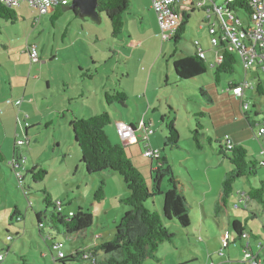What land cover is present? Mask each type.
<instances>
[{
  "label": "rangeland",
  "instance_id": "1",
  "mask_svg": "<svg viewBox=\"0 0 264 264\" xmlns=\"http://www.w3.org/2000/svg\"><path fill=\"white\" fill-rule=\"evenodd\" d=\"M216 1L217 5L225 6V0ZM150 4L151 0H131L125 14L124 28L117 39L111 34L112 28L106 13L102 12L100 20L94 22L81 14L77 15L70 7H60L58 10L55 7L49 14L40 16L38 10L20 3L14 8L17 13L15 22L0 19V97L7 95L10 100L23 101L19 110L11 106L6 111L0 109V120L4 121L0 123V146L9 162L15 140L26 142L29 139V145L22 148L24 157L28 162L33 157L48 171L45 180L40 183L24 175L26 179L22 184L27 187L26 191L19 186L16 173L0 163V253L5 258L3 264H63L54 262L60 251L70 257L75 250L90 247L93 242L98 243L95 234L101 231L105 232L104 240L111 241L114 238L116 225L129 208L118 200L115 204L111 200V193L101 203L94 200L102 181L107 184V173L90 175L85 171L81 162L82 152L75 143L73 130L62 118L63 113L69 117L72 112L76 114L82 110L89 118L94 107H97L96 113L108 112L112 116V124L106 127V133L113 145L119 143L124 146L122 138L119 141L116 134L120 119L130 123L146 120L149 114L154 116L157 120L154 126L156 134L152 137H156V142L161 140L163 150L159 159L167 157L176 181L188 174L194 180L190 187L192 190L187 188V198L193 202V209L189 213V229L181 227L176 221H165L174 234V243L164 242L158 247L160 263L148 260L145 264H173L181 259H185L184 264H210L211 259L215 264H220L221 258L217 255L222 249L220 235L229 222L230 230L231 223L239 221L249 233L257 234L258 239L264 243V217L252 216L253 213L256 215L257 208L263 212L264 206L251 202L250 211L244 199L251 185L264 183L263 167L258 166L254 177L237 179L229 197V208L221 206L219 213H216L218 193L225 174L233 166L224 156L219 155L216 144L217 141L225 142V137L221 140L217 137L227 133L229 126L218 125L216 129L213 128L205 110L210 103V96L204 87L214 82L218 90L213 97V106L217 110L214 114L224 120L232 104L221 98V94L227 91L230 82H247L249 87L252 86V90L246 89L245 101L250 105L248 114L253 120L256 108L262 110L255 120L263 121L264 93L260 95L256 91L258 80L254 68L257 67L245 72L239 60L233 73L222 74L218 83L215 78L217 63L211 59L217 51L211 43L208 27L203 23L204 12L191 14L184 35L176 46L174 41L164 38L171 34V30L162 29L158 15ZM235 16L243 26L253 25L248 16L239 13ZM223 18L227 25L232 24L226 13ZM201 25L205 29H200ZM197 42L207 53L208 71L194 80L180 81L174 72L173 62L194 54ZM31 45H35L39 53V61L34 64L30 63L27 52ZM261 79L264 80V74H261ZM262 85L264 88V82ZM120 91L128 93L126 105H109L105 95ZM17 118H20L24 127L25 124L33 125L27 138L22 130L18 131ZM242 119L247 123L244 117ZM199 121L204 125L205 135L199 138L201 149L193 138V131ZM172 123L180 135L177 148L166 147L167 140L162 138L163 134L164 137L168 135L167 126ZM258 129L260 127L255 126L254 132L249 127L251 137H247L243 144L250 157L264 161V138L256 136ZM18 132L21 134L19 137ZM135 147L144 150L143 143ZM144 157L152 160L145 153ZM130 160L135 166L136 159ZM152 164L155 167L156 163ZM19 171L25 174L21 168ZM143 174L147 175L145 171ZM116 176L123 181L119 174ZM111 185H114L112 181ZM168 186L169 183L165 182L163 187ZM180 186L177 187L179 190ZM44 191L51 194L53 202H62L65 212H77L79 208L91 211L95 217L93 227L84 236H77L65 235L64 227L61 226L59 233L54 231V244L61 246L52 249L51 242L39 234V231H44L47 236L50 233L48 228L55 230L50 221V214L55 210L44 202ZM159 201L160 198L156 204L161 211ZM16 208L21 211V221L14 220L13 223ZM36 214H42L41 227L38 226ZM119 215L122 216L116 220ZM91 232L95 233L94 239H91ZM8 236L12 238L11 241ZM249 240L255 246L254 238L250 237ZM7 247H10L9 252ZM240 249L243 251L241 242L232 245L225 250V259L230 252L241 259ZM68 264L93 263L77 259Z\"/></svg>",
  "mask_w": 264,
  "mask_h": 264
},
{
  "label": "trees",
  "instance_id": "2",
  "mask_svg": "<svg viewBox=\"0 0 264 264\" xmlns=\"http://www.w3.org/2000/svg\"><path fill=\"white\" fill-rule=\"evenodd\" d=\"M251 2L252 0H236L228 4L226 8L232 13H243L250 18L253 11ZM97 3L98 11L106 13L112 28L111 34L117 39L124 28L125 14L129 9L131 0H98ZM69 7L70 4L64 7L62 6V8ZM59 8L60 7L56 6L57 10ZM74 12L79 15L78 10H74ZM16 15L17 13L13 8L0 2V19L15 22ZM55 16H59V14ZM187 20L188 17L184 16L180 25L173 31L168 39L174 41L176 46L180 42L182 35H184ZM195 48V54L174 60L173 62L174 72L180 81L194 80L203 76L208 71L209 65L205 57L202 58L200 56V50L196 44ZM176 51L177 48L175 52ZM222 51L223 61L217 63L215 67V78L217 82L222 74L233 73L236 64L240 60L236 52H230L224 46H222ZM256 72L258 80L256 91L258 94L263 95L264 88L262 83L264 80L261 79V74H264V71L257 69ZM228 86L231 90L237 85L233 81L230 82ZM127 94L128 93L125 91H120L116 94H106L105 96L109 105L118 103L125 106L129 99ZM199 115H202V113H199ZM110 124H112V118L108 112H104L102 114H94L88 119L77 117L70 122V127L75 136V143L81 149V162L88 174L99 175L104 173H116L122 177L128 193L121 201L129 208V211L125 213L117 223L115 235L111 241L104 240L97 246L91 245L90 247L87 246L86 249H77L70 257H66L65 255L64 257H60L58 255V258H55L54 262L68 264L77 259L79 261L88 260L93 264H145L148 260L160 262L157 255L158 247L164 242H170V244L174 243V234L170 232L165 221H176L181 227L186 228V230L189 229V213L193 209V205L189 203L182 191L177 188L179 183L174 179L172 168L167 158L163 157L162 160L157 159L158 163L156 168L152 171L153 184H148L147 179L143 177L139 169L136 168L128 158L126 147L113 145L109 140L110 138L106 133V127ZM203 127L204 125L199 121L196 130L193 131V138L199 149L202 148L199 143V138L201 135H204ZM167 129L168 135L166 137L167 141L165 146L177 148V141L180 135L174 128V123L168 125ZM218 145L219 153L224 156L225 159L229 160L233 169L226 174L222 183L220 199L218 203H216L217 214L221 206L229 208V197L233 191L235 181L243 177H254L258 172V166L263 167L260 165V161L249 156L244 146L235 145L232 149H227L226 147H222L219 143ZM16 148L19 147L16 146ZM16 155L17 149H15L13 157ZM0 163L9 168L8 162L6 164V158L1 151ZM27 175L31 176L36 183H40L45 180L48 171L45 170L43 166L34 167L26 172L25 176ZM165 182L169 183V188L163 187ZM105 184L106 182L103 180L95 193L94 200L98 203H101V201L105 199ZM19 186L28 191L23 184ZM44 193L46 195V197H44V202L47 206L53 207L55 210V212L50 214V221L55 230H52V227L49 228L50 230H57L59 233V229L63 226L65 235L77 234V236H81L93 227L95 217L91 211H84L79 208V210L72 213V215H65L59 210L57 202L55 203L52 201L51 194L46 191H44ZM158 198H160L159 203L161 211L156 204ZM244 199L247 204L253 202L264 206V183L261 182L260 185H251V188L245 193ZM60 203L62 208H64L63 203ZM260 214L264 217V208L263 212L261 211ZM15 215H18V209L13 212L12 222L14 223V220L20 222L21 219L19 217L15 218ZM36 218L38 225L41 227L43 225L42 214H37ZM228 231L230 233L229 247L233 244H237V242L246 241L243 245V250L252 249V246L248 244L249 239L250 237L256 239V237L252 235V233L246 231L244 224L239 221L232 222L231 230ZM244 234L248 235L249 238H244ZM8 240L11 241L9 236ZM261 244L264 245L262 242ZM54 245L53 240L51 245L52 249ZM7 250V252H9V247H7ZM212 261L211 259V262Z\"/></svg>",
  "mask_w": 264,
  "mask_h": 264
},
{
  "label": "crops",
  "instance_id": "3",
  "mask_svg": "<svg viewBox=\"0 0 264 264\" xmlns=\"http://www.w3.org/2000/svg\"><path fill=\"white\" fill-rule=\"evenodd\" d=\"M70 4V3H69ZM152 4V3H151ZM150 4V5H151ZM225 5H226V3H225ZM217 6V7H216ZM221 7H223V5H221V6H219V5H217V1L216 0H206V1H204V3H200V1L199 0H191L190 2H188V3H185V2H182L181 4H177L176 5V7H175V15L173 16V17H171L169 20H167V31H168V29H172L173 28V26L174 25H177V26H179L180 25V23H181V21L184 19V16H187L188 17V19H189V17L191 16V14L193 13H195V12H197V11H201V12H204V20H203V23H205L206 24V26L208 27V32H209V28H210V26H214V27H216V28H219V26H220V23H219V18H220V16H219V14L217 13V8L219 9V8H221ZM55 8V7H54ZM224 8V7H223ZM75 10H78V9H75ZM153 10V9H152ZM78 12H79V15H80V11L78 10ZM100 13V12H99ZM235 14H237V13H235ZM239 14H243V13H239ZM245 15V14H244ZM245 16H247V15H245ZM200 29H205V28H203V26L201 25L200 26ZM171 32V34H172V31H170ZM170 34V35H171ZM210 34V33H209ZM170 35H168V37H170ZM168 37H167V39H168ZM204 39V37L202 38V40ZM197 44H198V48L199 49H201V50H203V52H204V55H205V60H206V62H208V59H207V53L205 52V50L203 49V46L200 44V42H197ZM135 45H138V44H135ZM195 52H196V48H195V51H194V54H195ZM190 55H193L192 53L191 54H188L187 56H190ZM213 56H212V61H214V60H216V52H215V54H212ZM186 56V57H187ZM30 57V56H29ZM31 60V59H30ZM209 63V62H208ZM217 63V62H216ZM254 69H256L255 71H257V69L258 68H254ZM81 70H82V68H81ZM258 70H260V69H258ZM254 71V70H253ZM81 76H83L82 74H81ZM256 78H257V72H256ZM263 80V79H262ZM221 81V78H219V81H218V83ZM234 83L238 86V85H240V84H242V83H239V84H237L236 83V81H234ZM203 87V86H202ZM204 87H206L207 88V90L205 91L206 92V94L207 95H209L210 97V103L208 104V106H207V108L205 109L206 111H207V117L211 120V123H212V125H213V128L214 129H216V127L218 126V125H228L229 127L227 128V133H225V134H222L220 137H217L219 140H221V139H223L224 137L226 138V137H229L231 140H232V142H233V144H234V146L235 145H240V146H244L246 149H247V147L243 144L244 142H245V140H246V138L248 137V138H250L251 137V132H250V130H253L254 132H255V123H256V121L257 120H255V118L256 117H258L259 116V114H260V112L262 111V110H258L256 107V113L254 114V119L252 120V118L250 117V115L248 114L249 113V111H246V112H244L243 111V108H242V105L243 104H245L246 103V98H247V95H246V90H245V93H244V97L243 98H239V97H236V95H234L233 93H232V91L229 89V86H228V88H227V91L226 92H223L222 94H221V98H223V99H226V100H228L229 102H231V104H232V109L230 110V112H227V114L228 115H226V117H225V119L223 120V119H221L219 116H217L216 114H214L215 112H217V110H215L216 108H214V106H213V97H214V95L215 94H217L218 93V90H217V87L215 88V84H214V82L213 83H208L206 86L204 85ZM252 87V86H251ZM27 89H28V85H27ZM252 90V89H251ZM211 98H212V100H211ZM17 101H22V100H19V99H17V100H10L9 98H8V96L7 95H2V97H0V109H2L3 108V110L5 109V111L6 110H9V107L11 106V107H14V108H17L18 110L20 109V107L23 105V101H22V103H21V105L19 106V107H16L15 106V102H17ZM151 106V105H150ZM96 108L97 107H94L93 109H92V113H91V116H93L94 114H97L96 112ZM250 110V109H249ZM63 111V110H62ZM68 112H69V110H68ZM2 113V111L0 110V114ZM74 115H76V116H74ZM242 115V116H241ZM18 116V115H17ZM70 116H71V118H70ZM69 117L66 115V114H62V118L65 120V121H67L68 122V125H69V127H70V122H72L75 118H77V117H83V119H88V117H87V115H85L84 114V110H82V112H80V113H74V112H72V114L70 115ZM90 116V117H91ZM19 117V116H18ZM245 118L246 119V121H247V123L246 122H244L243 121V119L242 118ZM111 118H112V116H111ZM146 120L145 119H142V120H134L133 122H124L123 120H119V122H118V124L119 123H126V124H128L129 126H133V127H136V125H138L141 121H144L145 123H146V126L148 127V128H150L151 130H153V134L152 135H154V134H156V130H155V125H156V123H157V120H156V118L154 117V116H151L150 114L149 115H147L146 116ZM18 119V121H17V128H18V131H19V129L20 130H22V132H24V137H26L27 138V136H29V132H30V129H31V127L33 126V125H30V124H28L29 126L28 127H24L23 125H21L22 123L20 122V118H17ZM3 119H1L0 120V123L1 122H4V121H2ZM148 120V121H147ZM113 121V120H112ZM50 122H48L47 123V125L49 124ZM249 127H250V130H249ZM70 129H71V127H70ZM204 129V128H203ZM116 134H117V130H116ZM152 135L149 137V139L147 140V141H145V142H143V141H138V143H135L134 145L132 144V145H129L127 142H124V141H121L120 139V137L118 136V134H117V137L119 138L118 140L119 141H121L123 144H124V146L126 147V149H127V151H128V156L130 157V159H136L135 161H134V163H135V166L139 169V171L142 173V175H143V177H145L146 179H147V182H148V184H153L152 182H153V179H152V171L156 168V165H157V160L156 159H152V160H150V159H148V158H145L144 157V153L147 151V150H149V149H157L158 151H160V153H161V156H162V148H161V143H160V141L161 140H157V142L154 140L155 138L154 137H152ZM216 135V134H215ZM19 136H21V134L18 132V134H17V137H19ZM157 136V135H156ZM205 136V135H204ZM166 137L167 136H165L164 137V134L162 135V138H164V141H166ZM161 138V139H162ZM210 141V145L212 146V144H211V139L210 138H208ZM163 140H162V143L164 142ZM16 140H15V142H14V145H13V151H12V158H11V160L13 159V155H14V151H15V149H17V153L19 154V155H22V156H24L23 154H24V152H23V147H25V145L23 146V147H21V148H16ZM29 142H30V140L29 139H27V144L29 145ZM139 143H143L144 144V150H143V148H142V151H141V148L139 149V147H135V145L137 146V144H139ZM165 143V142H164ZM218 143L222 146V147H225L224 146V144L222 143V142H220V141H217L216 142V144L218 145ZM59 144V146H60V143H58ZM116 145H120L119 143H116ZM139 146V145H138ZM219 146V145H218ZM0 151L2 152V149H3V147H1L0 146ZM30 152H32V151H30ZM3 153V152H2ZM3 155H4V153H3ZM219 155H221L220 153H219ZM5 156V155H4ZM161 156H159L160 158H161ZM5 158H6V156H5ZM167 158V157H166ZM10 160V161H11ZM168 160V159H167ZM9 161V162H10ZM8 162V163H9ZM152 163H156V165H155V167L153 166V164ZM6 164H7V159H6ZM41 166V164H38L37 163V161L35 160V159H33V157H32V161H30V162H28V160H27V162H26V165L25 166H23V168H22V170H24L25 171V174H26V172L27 171H29V170H31L32 168H34V167H40ZM7 168V167H6ZM7 169H9V168H7ZM78 169V168H77ZM9 170H11V169H9ZM12 171V170H11ZM143 171H145L146 172V176L143 174ZM230 172V171H229ZM228 172V173H229ZM24 174V175H25ZM227 174V173H226ZM226 174H225V176H226ZM116 175H118V174H116V173H108L107 175H105L106 177H107V184H106V186H105V197H108V195H110L109 193H111V197H112V199L111 200H113V202H115V204H117V202L119 201V203H122V201L121 200H123L124 198H125V196H127V193H128V191H127V189H126V187H124V185H125V183L122 181V180H120V178H118L119 176H116ZM148 176V177H147ZM26 177V176H25ZM121 177V176H120ZM122 178V177H121ZM26 179V178H25ZM193 179V178H192ZM191 179V177H190V175L188 174V175H185L184 177H181V178H179L177 181L179 182V185H181L179 188H180V190L182 191V193L185 195V197L187 198L188 196H187V188H189V189H191L190 187H192V183H194V180H192ZM225 179V178H224ZM111 181H112V183H114V185H111ZM189 183H190V185H189ZM24 186V185H23ZM25 188H27L26 186H25ZM29 188V187H28ZM192 190V189H191ZM113 191H116V193H113L112 194V192ZM220 195H221V189H220V191H219V193H218V197H219V199H220ZM118 200V201H117ZM187 200H188V198H187ZM188 201H190V200H188ZM189 203H193V202H189ZM247 203V202H246ZM69 204H71V203H69ZM250 203H248L247 204V206H248V210H252V208H249L250 207V205H249ZM18 209V215H19V218H20V209L19 208H16V210ZM257 210V213H256V215L253 213L252 214V216L253 217H262L263 218V216H262V214H260V209L259 208H257L256 209ZM126 211V210H125ZM62 212L65 214V215H68L69 213L71 214V213H75L74 211H69V212H65V209L63 208V210H62ZM202 212H203V214H204V216H208L207 215V212L205 211V209L202 207ZM37 215V214H36ZM122 215H119L118 217H116V220L118 219V218H120ZM13 221V220H12ZM17 221V220H16ZM43 221V220H42ZM15 222V221H14ZM37 223H38V221H37ZM230 223V222H229ZM229 223L227 224V226H226V228H225V231H228V230H230L229 228H230V226H229ZM39 226V225H38ZM263 227H264V224H263ZM49 229V228H48ZM224 231V232H225ZM246 231L248 232V230L246 229ZM49 234L46 236V234H45V232L44 231H39V234L43 237V238H45L46 240H47V242H48V240H49V242H51L50 244L52 245V243H53V240H54V238H55V232L54 231H52V230H49ZM56 232L58 233V231L56 230ZM87 233V232H86ZM252 233V235H254L255 237H256V239H254L255 240V246H253V244L251 243V241L249 240V243L248 244H250L251 246H252V251L254 252V253H257L258 252V244H259V239H258V235L256 234H254L253 232H251ZM52 234H54V236L52 235ZM93 234H95V233H93V232H91V235H92V238L91 239H94V236H93ZM85 234H83V236H84ZM104 235H105V232H103V231H101L100 233H96L95 234V240H97V241H99L98 243H96V242H93V244H92V246L94 245V246H97L98 244H100V243H102L103 241H104ZM221 236H222V234L220 235V240H221ZM34 241L36 242V240L34 239ZM92 241V240H91ZM55 243V242H54ZM245 244V242H241V246H242V248H243V245ZM234 245V244H233ZM237 244H235V246H236ZM87 248V246H85L84 247V249H86ZM9 250H10V247H9ZM241 250V249H240ZM244 251V250H243ZM243 251L241 250V259H239L238 257H234L233 256V254L230 252V254H227V260L225 259V255L223 256V257H220L221 259H220V261H221V263L220 264H246L243 260H242V257H243ZM67 257V256H66ZM240 260H242V261H240ZM5 261V258H4V260L2 261V262H0V264H3V262ZM261 261H262V264H264V256H261ZM161 262V261H160ZM159 262V263H160ZM184 262H185V259H181L180 261H178V262H175V263H173V264H184ZM158 263V264H159ZM186 263V262H185Z\"/></svg>",
  "mask_w": 264,
  "mask_h": 264
},
{
  "label": "built area",
  "instance_id": "4",
  "mask_svg": "<svg viewBox=\"0 0 264 264\" xmlns=\"http://www.w3.org/2000/svg\"><path fill=\"white\" fill-rule=\"evenodd\" d=\"M70 0H0L4 5L16 8L20 3H26L31 8H34L39 11L40 16L47 15L54 7H64L69 4ZM191 0H151V8L158 15V21L162 26L164 31H167V20L175 15V7L182 2L188 3ZM200 3H204L206 0H199ZM226 5L221 8H217V13L219 14V28L210 26L209 33L211 35V43L216 49V62L221 63L223 61L222 55V46L228 49L230 52H236L245 72L248 69L254 68L255 66L264 71V0H252L251 5L252 13L250 19L253 25L243 26L241 20L235 16V13L230 12L226 6L233 3L236 0H225ZM226 13L230 20L232 21L231 25H227L223 18V14ZM177 25H174L171 30L173 31L177 28ZM172 35V34H171ZM170 35V36H171ZM168 36H164L166 39ZM170 37H168L169 39ZM198 46V44L196 43ZM199 54L203 58L205 57L203 50L199 49ZM27 52L30 56V63L34 64L39 61L38 48L35 45L28 46ZM251 88L248 86V83H243L238 86H234L231 91L236 97L243 98L245 90ZM22 101L15 102V106L19 107ZM243 111H249V103L242 105ZM28 127V124H25ZM255 126H259L256 136L261 139L264 138V120L258 121L255 123ZM117 134L121 140L127 142L129 145L138 143V141H147L149 137L153 134V130L146 126L144 121H141L136 127L129 126L126 123L117 124ZM26 138V137H25ZM27 144V141L24 142L22 139H18L16 146L23 147ZM227 149H232L234 144L229 137H226L225 142L223 143ZM145 156L151 159H159L161 156L160 151L157 149H149L145 152ZM26 158L22 155H17L8 163L9 168L16 173L17 178L19 179V184H22L24 181V174L19 171V168H23L26 165ZM260 165L264 167V161H260ZM59 210L62 211V205L60 202L57 203ZM72 215V214H70ZM229 231L222 233L221 242L222 249L217 252L219 257L225 255V250L230 246V235ZM244 238H249L248 235L244 234ZM9 239H12L9 237ZM61 244H55L53 249H59ZM258 252L254 253L252 249H248L243 252L242 260L246 264H262L261 256H264V245L261 242L258 245ZM60 257H64L63 252H59ZM4 260L3 254H0V262ZM210 264H215L214 261Z\"/></svg>",
  "mask_w": 264,
  "mask_h": 264
},
{
  "label": "water",
  "instance_id": "5",
  "mask_svg": "<svg viewBox=\"0 0 264 264\" xmlns=\"http://www.w3.org/2000/svg\"><path fill=\"white\" fill-rule=\"evenodd\" d=\"M97 2L98 0H72L70 8L72 10L78 9L82 17H87L95 22L100 20Z\"/></svg>",
  "mask_w": 264,
  "mask_h": 264
}]
</instances>
